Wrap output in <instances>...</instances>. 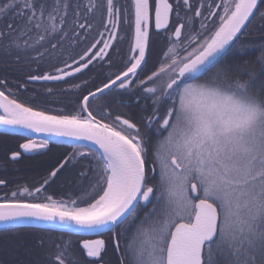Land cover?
Masks as SVG:
<instances>
[{
    "label": "snow or ice",
    "instance_id": "1",
    "mask_svg": "<svg viewBox=\"0 0 264 264\" xmlns=\"http://www.w3.org/2000/svg\"><path fill=\"white\" fill-rule=\"evenodd\" d=\"M183 5L190 8V0H183ZM69 7L76 9L71 20L73 36L78 37L77 29H82L86 38L93 25L87 22V14L85 23L79 22L80 5H71L70 0H0V18L13 14V22L0 30V51H35L34 58L43 57L46 50L37 49L57 37L58 44L68 37ZM85 7L87 13L106 9L108 37L93 43L78 61L74 59L72 64L78 66L65 63L64 68L56 69L57 75L45 73L30 80L63 81L88 69L94 61L111 60L108 49L116 50L113 41L118 39L122 10L127 20V9L115 0H89ZM133 7L135 35L132 55L124 61L126 70L114 79L109 73L107 83L83 95L77 110L30 106L15 98L10 89L8 94L0 90V125L5 132L30 137L31 133L46 134L20 144L24 153L48 150L57 137L70 138L67 143L72 148L39 187H22L10 197H0V222L39 224L100 236L132 226L138 211L151 204L143 220L156 217L150 229L152 242L146 248L133 237L125 248L128 264H264V115L257 116L252 107L257 103L264 106V44L254 61L225 63L217 68L223 54L237 50L238 34L264 5L258 0H220L215 7L222 8V13L210 11L200 30L186 41L182 29L190 27L192 17L184 18L186 22L168 34V49L160 66L145 79L139 75L147 64L152 5L150 0H133ZM176 7H180V0H176ZM173 10L169 0H154L156 30H167ZM176 15L180 19L178 11ZM194 15L202 16L199 8ZM259 15L264 19V11ZM214 16L219 17L218 26L204 35L207 21ZM17 17L23 23L14 24ZM101 43L103 46L93 53ZM50 47L55 50L57 44ZM237 73L247 77L244 86L234 84ZM200 80L203 82H196ZM133 86L146 98L151 94L153 114L146 118L145 126L154 128L155 143L131 118L91 107L98 96ZM74 87L79 89L80 85ZM48 92L51 94V89ZM228 93L242 96L247 103ZM93 155L99 167L89 189L75 198L71 193L67 198L41 197L45 186L68 164ZM20 156V151L11 153L13 160ZM3 185L5 180L0 179ZM114 246L119 250L118 240ZM56 247L53 264H66V260L82 264L69 252L71 241ZM80 248L95 264L103 259L106 241L84 239ZM123 261L121 257V264Z\"/></svg>",
    "mask_w": 264,
    "mask_h": 264
},
{
    "label": "trees",
    "instance_id": "2",
    "mask_svg": "<svg viewBox=\"0 0 264 264\" xmlns=\"http://www.w3.org/2000/svg\"><path fill=\"white\" fill-rule=\"evenodd\" d=\"M51 2L52 0H49V3ZM123 2L124 4L126 2L127 20L125 22L124 13L122 10L121 21L118 26L119 27L118 39L116 41H113L116 50L110 49L109 51L112 61L115 59L116 60L115 62H118L121 59L122 53L124 52V50L122 49L123 45H120L122 41L119 37H123V35H125V37L127 36L126 39L124 40L125 41L124 46L131 44L129 35L131 34L130 26L132 24L133 9L129 0H119L120 5L118 6H120L122 9L125 8ZM88 3L89 0H70L71 5H75V4L80 5L79 11L81 18L79 22L85 23V14H87V22L93 25L91 29L87 30L86 38H85V30L82 29H77V31L79 32L78 37L73 36L71 20L73 17V13L75 12L76 9L74 7H69L68 10L69 23L67 25L68 37L59 44L57 43L58 41V37H57L56 39L50 40L49 43L44 44L43 48L37 49L38 51L46 50L45 55L43 57L39 59L34 58L36 55L35 51H29L27 52L28 54L23 52L17 53L16 51H12L11 53H5L3 51H0V79H2L3 82V84H0V89L5 91L10 89L11 92L15 94V98H17L22 103L29 104L30 106L39 105L42 108H50L53 110L64 109L65 112H70L77 110V104L79 100H82L83 95H86L88 91H95L97 87H102L104 83H107L108 75L105 73H100L99 79L95 78V75L99 73L98 72L99 64L97 63L94 65H89L88 69H85L79 75L69 78L63 82L37 83L28 80V78L31 76L44 75L46 69L49 68V63L53 64L54 61H56L58 58L62 59L66 57L72 59L75 56L73 55L74 54L73 52H77L78 49L87 50L94 43V41L101 40L100 33L101 32L104 33V29H105L104 21L106 20V9H98L92 13H87V9L85 6ZM12 16L13 14L9 13L8 17L0 18V30H6L5 26L8 23L13 22ZM21 23H23L22 20H20L18 17L15 18L14 24L18 25ZM127 30L129 31V34ZM257 36L258 37L256 41L257 43L256 46H257L258 54L256 58L259 57L261 54L259 46L264 44V31L257 32ZM7 39L8 38L5 37V40ZM73 39L76 40L75 44L71 42ZM251 42L252 41L248 39L246 41V44L249 46ZM153 43L154 42L152 41L150 43V49L147 54L148 58L151 51L152 53H154ZM50 44H57V48L53 50L50 47ZM86 50L82 51L81 53H84ZM235 52H237V50L233 51V54ZM17 56H19V59H17ZM51 56H53L52 60L50 59ZM76 58L79 59V56L74 57L73 60ZM243 60L244 59L241 58V60L238 63H243ZM232 62H236V61L234 60V58L231 59L229 58L226 61H224L223 65L225 63H232ZM118 65H119L118 63L116 64L112 63L111 68H116ZM159 66L160 64L159 65L157 64V68ZM119 67L120 68L118 70L113 71L112 73L110 72L112 74L111 78H114L115 75H118L122 71V69L125 68L123 65L122 66L120 65ZM48 74H52V73L49 72ZM85 76L89 77L93 82L88 81ZM240 79L242 80L247 79V77L246 76L240 77ZM79 80H86L87 84L84 83L85 81L80 83ZM77 81H79V83L76 84L75 82ZM68 82H73V85L66 86L63 89V86ZM75 85H80V88L76 89L74 87ZM44 86H51V87L57 86V88L59 86L60 87L59 90H57L56 92H54V90H51V94H49L48 91L44 90L45 88ZM27 87H30L31 89ZM17 93L23 96H17ZM108 93L110 92H106L105 95L99 97L100 100L98 104H96L97 109L100 111L109 110L113 113V115H124V116L127 115L128 111L126 110V108H123L120 112H116L111 108V106H109V103H111V101L112 102L114 101L113 99L114 94L113 93L108 94ZM27 101H32L36 105ZM161 111L166 112V108H161ZM21 141H22V137L20 136L0 133V164L4 163L3 160H5L6 154L14 150L16 147H18ZM81 163L82 166L80 168V172L87 173L86 176H81L80 175L81 173L78 175L77 171L71 172L69 168L65 167V169L57 176L58 178L57 181L53 179V181H51L48 185H46L47 190H44L45 194L53 195L55 198H60L61 196L67 198V194L71 193L73 198H75L76 196L80 195V193L83 190L89 189L90 184L95 182L94 177L97 174L95 169L98 168L99 165L96 164L95 155H93L91 158L81 159ZM25 169L27 170H24V173H22V175L19 176L21 182L23 178L26 179L27 182H29L28 179L33 177L31 184L34 187H38L40 182L38 183L36 182L34 185V180L41 173V172L39 173L38 170L39 171L41 170L37 168L34 171H32L29 167L26 168V166ZM44 175L48 176L47 174ZM7 178H8L7 180L9 179L12 180V177L9 175ZM78 239L79 237L77 235L67 234L63 232H56L38 227L1 228L0 229V264H15V258L17 256H22V254L23 255L30 254L33 252H47V253L57 252L56 246L57 245L63 246L66 241H71V247L69 248V252H83L78 245ZM110 249H112V246L110 244L107 245L106 243V252H110Z\"/></svg>",
    "mask_w": 264,
    "mask_h": 264
},
{
    "label": "flooded vegetation",
    "instance_id": "3",
    "mask_svg": "<svg viewBox=\"0 0 264 264\" xmlns=\"http://www.w3.org/2000/svg\"><path fill=\"white\" fill-rule=\"evenodd\" d=\"M129 1H130L131 6H132V9H133L132 18L134 21L133 0H129ZM219 2H220V0H190V8L186 9L183 5V0H180V7L177 9L176 0H169V3L173 4L174 10L172 13L169 14V24H168L167 30H156L155 26H154V21H153L154 0H150V4L152 5V11H151L150 24H149L150 41H149V47L146 50L147 65L144 67V70L142 72H140L139 79H145L148 75L151 74L152 71H155L157 69V64L159 65L163 61V59H164L163 52L166 51V47H168V43H169L167 36H168V34L174 32L176 26H178L181 23L186 22L184 18L192 17L190 27H185L184 29H182L183 37L185 38V41H186L187 39H190L191 35L195 34V32L197 30H200L201 23L205 22L204 17L208 16L210 11L216 12V13H222V8H216L215 7V4L219 3ZM258 3H260L261 5H264V0H259ZM201 5H203V6H201ZM209 5H212L211 9H209ZM197 8H199L201 13H202V16H200V17H196L194 15L195 10ZM177 11L179 12L180 19L177 18V15H176ZM259 11H264V7H261L259 9ZM259 11H256L255 17L251 18V23H247V27L245 29H242V34L238 35L239 39L236 41L237 52H235L233 54V51H228L226 54H223L221 59L219 60V63L217 64V68L222 66L224 61H226L229 58L230 59L234 58V60L236 62H239L241 60V58L244 59L243 62L254 61L256 59V56L258 54L257 46H256L257 45L256 41H257V37H258L257 32L264 31V19H261L260 15H259ZM218 23H219V17L218 16H214L210 21H207V31L204 32V35H207V32L209 34H211V32H213L215 30V27L218 26ZM109 31H110V29L108 31H106L104 29V36L101 37V40L108 37ZM127 32L129 34L128 30H127ZM130 32H131V34L129 35V37L131 40V44L122 46V49L124 50V52L122 53V57L119 60L122 62V65L124 67H125L124 61L128 58V56L132 55L131 45L134 42V35H135L133 22L130 26ZM123 37L126 38L127 36L125 37V35H123ZM172 39L175 40V37H172ZM201 39H203V37H201ZM248 39H250L253 42V43L251 42L249 44V46L246 44V41ZM151 40L154 41V43H153L154 51L157 53V50H159L161 53V56L159 58H157V57L152 58L151 63L148 66L150 58H148L147 54H148V51L150 49ZM95 42L96 41H94V43ZM102 46L103 45H100L97 48L102 47ZM126 46H127V48H126ZM161 46H163L164 49L161 48ZM192 47H195V45H192ZM240 48H242L243 51H240L239 50ZM110 49H108V52L110 51ZM94 50H96V49H93V53H94ZM188 50L190 51L191 49L189 48ZM170 55H171V53H170ZM225 55H227V56H225ZM76 66H78V65H75L73 67H76ZM68 70H70V69H68ZM124 70H126V67L124 69H122V71H124ZM215 71L216 70L213 69V73H215ZM79 74H77V75H79ZM77 75H75V76H77ZM237 76L240 78L239 73H237ZM67 79H69V78H67ZM198 82H203V80H200ZM117 91L118 90H116L114 92L112 91L108 94H112V93L114 94ZM5 92H6V94H8L7 91H5ZM119 92H121V94L124 97V103H126L125 107L128 111V114L125 115V117L131 118L134 123H137L138 126L140 127L141 133L145 137L152 139L153 142L155 143V141L157 140V136L154 134L155 133L154 128H148L145 126L146 118L153 114V107L154 106L153 107L150 106L151 107L150 108V107H147L148 105L147 106L144 105V101L148 98L143 99V100L141 99L145 95H143V92L140 88H136L135 86H133V88H131V89H128L125 91H119ZM108 94H106V95H108ZM140 96H142V97H140ZM150 96H151V94H149V99L151 100ZM99 97L100 96H98L95 101L99 102V100H100ZM112 104H113V102L111 101V103H109V106ZM91 107H92V105H91ZM5 134H10V133H5ZM12 135L22 137V141L19 143V145L24 143L26 141V139L31 138L28 136H22V135H16V134H12ZM19 145L14 150H12L8 154H6L5 160H3L4 163L0 164V179L5 180V185L0 186V197H4L5 195L10 197L11 193L13 191H18V189H20L22 187H28L30 190L35 188L31 184L33 177L28 179L29 182H27L26 179H24L23 177H22L23 179L21 182V179L19 178V176L22 175V173H24V170H27V169H25V166H26V168L29 167L32 171H34L37 168L41 170V171L38 170V172L39 173L41 172V173L34 180V185L36 182L37 183L40 182V184H42L44 178L47 177L44 174L48 175L51 172L52 168L55 167L60 160H63V158L65 156H67L72 151V148L66 143L52 142L49 144L48 150H45V151H42V152L36 153V154H26L23 152L22 149L19 148ZM80 150L84 151V149H80ZM14 151H20L21 152V156L16 160H13L10 158L11 153ZM10 162H13V163H10ZM81 166H82L81 159H78V160L74 161L73 163L68 164L66 167L69 168V170L71 172L77 171L78 175H79L81 173L80 172ZM61 172H59L58 175ZM8 175L12 177V180H10V179L7 180ZM54 179H55V181L58 180L57 177H55ZM40 184H39V186H40ZM46 188H47V186H45V190H47ZM45 195H46L45 191H43L41 193V197H43ZM151 207H152V205L149 204L147 206V208L140 209L138 211V218L136 219L135 223L130 227L125 226L124 228H117V229H115V231L113 233L104 232L100 236H97V235H88V236L77 235L79 237V239H78L79 247H80V241H82L84 239H98V238L104 239L106 241L107 245L110 244L112 246V249H110V252H105L103 254V259L95 261V264H121V257H124L123 264H128V255L125 252L126 245L131 240L130 239L131 233L134 232L136 229H141V230L151 229L150 228L151 223L149 220L150 218L148 220H143L145 213H147L149 211V209H151ZM155 219H156V217H155ZM142 220H143V223H141ZM121 232H123L124 234L118 235ZM116 240L119 241V250H117L116 247L114 246ZM151 242L152 241H147L145 243V246L149 247ZM71 253L75 256V258L79 259L82 262V264H92L91 258H88L86 256L85 252H71ZM55 255H56V252H52V253L33 252L30 254H24V255L22 254V256H17L15 258V264H53V261L55 260ZM66 264H69L68 260H66Z\"/></svg>",
    "mask_w": 264,
    "mask_h": 264
},
{
    "label": "rangeland",
    "instance_id": "4",
    "mask_svg": "<svg viewBox=\"0 0 264 264\" xmlns=\"http://www.w3.org/2000/svg\"><path fill=\"white\" fill-rule=\"evenodd\" d=\"M115 2L117 3V5H120L119 4V0H115ZM123 5H124V7H126V2H125V4H124V2H123ZM123 17V16H122ZM132 22H133V24H134V21H133V18H132ZM209 33L207 32V35H208ZM126 38H124V39H121V41H122V43L120 44V45H124V40H125ZM152 42H154L153 40H151ZM87 43H89V42H87ZM100 45H102V44H100ZM99 45V46H100ZM89 46V45H88ZM151 46H152V44H151ZM154 46V45H153ZM119 47V46H118ZM161 48H163V46H161ZM164 49V48H163ZM167 49H168V47H166V51H167ZM84 50H86V49H78L77 50V52H73L74 54L73 55H75L74 57H76V56H82L83 55V53H81L82 51H84ZM99 50V48H96V50H94V52L95 51H98ZM166 51H164L163 52V55H164V53L166 52ZM28 54V53H27ZM170 54V53H169ZM161 56V53H160V51L159 50H157V53L154 51V53H152V51H151V53H150V55H149V58H150V61H149V64H148V66L150 65V63H151V60H152V58H155V57H157V58H159ZM73 57V58H74ZM48 58V57H47ZM73 58L71 59V58H62V59H60V58H58L56 61H54V63L52 64V63H49V68H47L46 69V72L45 73H47L48 71L50 72V73H52V74H56L57 72H56V69L57 68H64V65H65V63H67V64H71L72 66H75V65H77V64H72V61H73ZM50 59L52 60L53 59V56H51L50 57ZM77 59V58H76ZM75 59V60H76ZM79 59H77V61H78ZM112 59L111 60H107V58L104 60V61H102V62H96V61H94L93 62V64L92 65H94V64H99L98 65V68H99V73L97 74V75H95V78H97V79H99V75H100V73H105V74H109L110 72L112 73L113 71H116V70H118L120 67V65L122 66V62L121 61H118V62H115L116 60L114 59L112 62ZM52 62V61H51ZM31 63V62H30ZM116 64V63H118L119 65L116 67V68H111V64ZM26 64V63H25ZM52 64V65H51ZM29 65H31V64H29ZM51 65V66H50ZM126 67V66H125ZM94 71V70H93ZM48 72V73H49ZM74 77V76H73ZM86 77V79L88 80V81H92L89 77H87V76H85ZM70 78H72V77H70ZM67 80V79H66ZM0 81H2V79H0ZM65 81V80H64ZM80 81V83H82L83 81H85V82H87L86 80H79ZM79 81H77V82H75L76 84L77 83H79ZM61 82H63V81H61ZM93 82V81H92ZM196 82H198V81H196ZM55 83V82H54ZM199 83V82H198ZM87 84V83H86ZM73 85V82H68V83H66L64 86H63V89L66 87V86H72ZM31 87V86H30ZM30 87H27V88H30ZM45 88H44V90H46V91H48L49 89H51V90H54V92H56L57 90H59V87L57 88V86L55 87H51V86H44ZM36 88V87H35ZM31 89V88H30ZM33 89H34V86H33ZM63 89H61V90H63ZM114 91H116V89H113V92ZM118 92V93H117ZM117 92H115L114 93V101H113V104L112 105H110L111 106V108L114 110V111H116V112H120L123 108H126L125 107V105H126V103H124V97H123V95L121 94V92H119V91H117ZM144 95V94H143ZM17 96H23V95H19V93H17ZM140 97H142V96H140ZM21 98V97H20ZM22 99V98H21ZM142 100L143 99H146V97L145 96H143L142 98H141ZM23 100V99H22ZM96 100V99H95ZM95 100H93V101H91V105H92V108L93 109H97V106H96V104L98 103L97 101H95ZM27 102H30V103H32V104H34L32 101H27ZM34 105H36V104H34ZM144 105L145 106H147V107H153L154 105H153V103H152V99L150 100L149 98L148 99H146L145 101H144ZM150 107V108H151ZM149 108V109H150ZM127 110V109H126ZM165 135H166V133H165ZM158 139V138H157ZM155 219V217H150V223H152V220H154ZM151 228V227H150ZM133 237H135V239H136V242H137V244H143L144 246H145V243L147 242V241H152L151 240V230L149 229V230H141V229H136L134 232H132L131 233V237H130V242L132 241V239H133ZM146 247V246H145ZM147 248V247H146Z\"/></svg>",
    "mask_w": 264,
    "mask_h": 264
},
{
    "label": "water",
    "instance_id": "5",
    "mask_svg": "<svg viewBox=\"0 0 264 264\" xmlns=\"http://www.w3.org/2000/svg\"><path fill=\"white\" fill-rule=\"evenodd\" d=\"M259 1V0H258ZM153 21H154V25H155V16H153ZM247 23V22H246ZM239 35V34H238ZM71 71V69L69 70ZM83 71V70H82ZM58 73L56 74H52V75H57ZM79 73H76L75 75H77ZM74 75V76H75ZM67 78H70V77H65V79ZM64 79V80H65ZM29 81L31 82H37V83H45V82H49V83H53V82H61V81H56V80H30L28 78ZM63 80V81H64ZM0 133H10V134H16V135H22V136H28L30 137L29 135H26L24 133H13V132H5L4 130V126L0 125ZM43 136H46V134H42V133H31V137H43ZM70 138H67V137H57V138H54V141L55 142L56 140H59L61 141L60 143H67V141L69 140ZM57 143V142H56ZM73 143H76V144H85V145H90L91 142L89 141H73ZM10 158H11V155H10ZM12 159V158H11ZM8 227H38V228H43V229H47V230H52V231H56V232H63V233H67V234H73V235H80V236H88V235H94V234H74L72 232H69V231H61L59 229H49L47 227H44L42 225H39V224H28V223H15V224H4L2 222H0V229L1 228H8ZM107 232V231H105Z\"/></svg>",
    "mask_w": 264,
    "mask_h": 264
},
{
    "label": "clouds",
    "instance_id": "6",
    "mask_svg": "<svg viewBox=\"0 0 264 264\" xmlns=\"http://www.w3.org/2000/svg\"><path fill=\"white\" fill-rule=\"evenodd\" d=\"M234 84L236 86H244L245 85V81L242 80V79H239L237 78L235 81H234ZM229 95H233L234 96V99H236L238 102L244 104V103H247V101L242 97V96H239V95H234L233 93H228ZM252 107L255 109L256 111V114L257 116H262L264 115V106H261L260 104H254L252 105Z\"/></svg>",
    "mask_w": 264,
    "mask_h": 264
}]
</instances>
